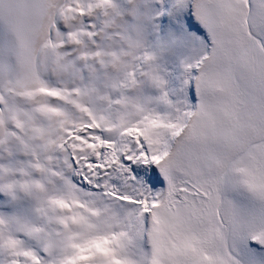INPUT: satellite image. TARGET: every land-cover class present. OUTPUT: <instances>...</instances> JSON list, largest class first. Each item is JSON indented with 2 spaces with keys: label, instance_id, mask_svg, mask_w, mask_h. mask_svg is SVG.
I'll use <instances>...</instances> for the list:
<instances>
[{
  "label": "snow or ice",
  "instance_id": "snow-or-ice-1",
  "mask_svg": "<svg viewBox=\"0 0 264 264\" xmlns=\"http://www.w3.org/2000/svg\"><path fill=\"white\" fill-rule=\"evenodd\" d=\"M0 264H264V0H0Z\"/></svg>",
  "mask_w": 264,
  "mask_h": 264
}]
</instances>
